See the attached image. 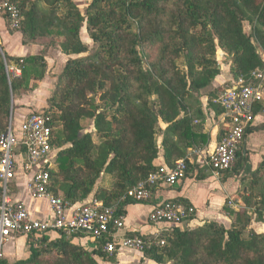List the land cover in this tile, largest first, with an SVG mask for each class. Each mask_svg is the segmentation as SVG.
Masks as SVG:
<instances>
[{
    "label": "trees",
    "instance_id": "obj_1",
    "mask_svg": "<svg viewBox=\"0 0 264 264\" xmlns=\"http://www.w3.org/2000/svg\"><path fill=\"white\" fill-rule=\"evenodd\" d=\"M11 3L20 18L16 29L0 9L10 33H19L23 45L46 41L69 57L42 110L57 151L49 190L68 205L93 193L102 207L124 214L133 203L128 190L158 171L160 151L173 168L186 162L188 149L206 145L199 97L219 74L218 50L235 81L255 83L252 74L264 69V0H91L83 11L74 0ZM83 28L96 45L92 54L80 39ZM46 74L43 53L11 57L0 46V134L9 127L13 99L34 91ZM253 113L264 107L254 105ZM101 176L107 180L94 190ZM247 180L239 206H224L228 228L205 222L160 233L164 244L145 248L138 264H264V235L250 228L253 216L264 218L263 164ZM72 236L32 240L29 259L15 264H98L94 257L106 256L104 240L91 253Z\"/></svg>",
    "mask_w": 264,
    "mask_h": 264
},
{
    "label": "built area",
    "instance_id": "obj_2",
    "mask_svg": "<svg viewBox=\"0 0 264 264\" xmlns=\"http://www.w3.org/2000/svg\"><path fill=\"white\" fill-rule=\"evenodd\" d=\"M0 9H5L11 29L19 24L18 10L11 0H1ZM18 74V71H15ZM255 83L246 84L238 79L235 83L218 92L212 103L223 110L226 119L225 131L214 151L204 160L213 176L230 172L234 167L237 152L243 143L246 130L253 118L254 105L264 107V69L252 74ZM12 119V117H11ZM49 118L43 111H30L24 118L18 132L9 127L0 134V260L3 259V246L14 236L40 238L48 232L61 233L66 236L83 234L89 236L97 245L104 240L103 253L113 257L120 250L143 252L150 246H162L160 234L153 238L139 235H120L124 230V214H117L113 208H104L92 199L89 203L66 215L70 205L60 196H54L49 190L52 160L56 150L51 145L52 128ZM18 151L15 153V151ZM21 168L31 172L27 191L32 199H46L51 209L52 219L32 218L24 204L11 198V182L15 177L17 159ZM186 162L179 160L173 168L159 166L156 173L150 175L128 190L127 198L133 203L150 200L155 188L163 186L174 188L186 176ZM195 210L171 201L155 205L148 214L151 224H163L166 231H172L183 222L193 218ZM109 239V240H108Z\"/></svg>",
    "mask_w": 264,
    "mask_h": 264
},
{
    "label": "crops",
    "instance_id": "obj_3",
    "mask_svg": "<svg viewBox=\"0 0 264 264\" xmlns=\"http://www.w3.org/2000/svg\"><path fill=\"white\" fill-rule=\"evenodd\" d=\"M45 42L23 45L21 35L10 33L3 19L0 18V46L5 54L11 57H27L43 53L47 64V74L37 88L13 99L14 109L11 122L16 133L30 111H41L47 107V100L54 90L55 81L69 58L56 47H46L43 44ZM86 45L88 46V44ZM216 60L219 66V74L209 87L200 92L199 97L202 113V119H199V123L202 126L201 132L207 137L206 145L188 149L186 157L187 175L178 185L174 188L157 187L153 190L149 201L131 203L124 208V230L119 232L120 235H139L143 238H153L155 235L165 232L167 229L165 225L148 222V214L155 205L166 201L194 208L195 216L176 227L182 231L198 228L205 222H216L228 228L230 220L224 214V206L228 202V206L232 209L237 208L239 206L238 194L247 184L248 177L256 172L262 164L264 166V113L254 115L243 143L237 152L232 172L217 177L213 176L209 168L204 165V160L214 151L223 136L227 122L223 114L217 113V108L220 107L214 105L212 99L218 92L235 83L231 75L230 62L225 60V55L220 50L217 52ZM16 159L15 177L11 182V198L22 202L32 218L52 219L48 201L46 199H32L29 196L27 184L32 173L24 171L21 168L19 158ZM156 164L166 166L162 151L159 153ZM92 196L91 194L86 200L70 205L66 215L70 216L75 209L89 203L93 199ZM44 236L48 243L55 242L59 238L56 232H48ZM35 239L37 238L34 236L11 237L3 246L2 260L7 264L27 261L30 256V242L35 241ZM70 241L91 253L97 249L96 243L87 235H73ZM105 257L95 256L94 259L98 264H138L142 259V253L133 250H120L113 257Z\"/></svg>",
    "mask_w": 264,
    "mask_h": 264
},
{
    "label": "rangeland",
    "instance_id": "obj_4",
    "mask_svg": "<svg viewBox=\"0 0 264 264\" xmlns=\"http://www.w3.org/2000/svg\"><path fill=\"white\" fill-rule=\"evenodd\" d=\"M78 6V8L83 11V9L87 6V4L91 1V0H74ZM245 30L248 31L249 30V27L247 25H245ZM80 38L82 40L83 43H86L88 44V54H92L95 50H96V45H94L88 38L87 36V33H86V30L85 28H83L81 31H80ZM92 131V125L87 129L85 130L83 133H87V132H91ZM93 140H95V137L93 138ZM102 177V176H101ZM97 181L96 183V186L94 188L97 189L98 186L101 184H103L107 179H105L104 177V180H103V177ZM104 185V184H103ZM260 187V186H259ZM260 189H264V183L262 185V187H260ZM93 195V193H92ZM255 219V216L252 217V222L250 224V228L256 232V233H260V234H263L264 235V218H263V221L262 222H256L254 221Z\"/></svg>",
    "mask_w": 264,
    "mask_h": 264
}]
</instances>
